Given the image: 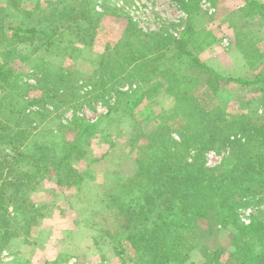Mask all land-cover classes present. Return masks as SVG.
<instances>
[{"label": "rangeland", "instance_id": "1", "mask_svg": "<svg viewBox=\"0 0 264 264\" xmlns=\"http://www.w3.org/2000/svg\"><path fill=\"white\" fill-rule=\"evenodd\" d=\"M8 1L0 0V7ZM37 1L42 5L36 7ZM96 1L97 9L103 11L106 6L108 13L99 21L94 39L83 43L71 45L73 37L65 34L58 38V46L37 50L29 42L19 44V37L0 31V61L8 49L18 47L22 52L11 57L16 72L13 87L0 85V141L3 140L0 155L13 149L7 142L6 126H12L15 132L26 131L16 142L36 155L44 148L49 155L61 154L65 141L71 139L69 148L72 143L81 147L73 163L84 174L80 184L69 188L50 177L54 172L38 173L28 195L34 204L32 226L29 232L18 227L19 235L5 242L0 249V264H131L124 262L115 249L120 235L117 211L109 202L112 199L109 193L117 187H105L135 175L140 165L141 131L167 132L164 127L168 121L163 119L168 111L177 107L183 112L178 96L172 93L176 88L186 89L192 84L190 95H195L209 85L212 72L227 78L253 79L260 71L259 58L251 64L240 48L246 49L247 42L253 40L260 49L257 56L264 51V14L251 0ZM70 3L64 0L62 5ZM59 5L54 0H22L17 10L14 6L3 10L1 15L7 12L3 19L7 25L21 26L47 18ZM21 9L35 14L28 17ZM135 28L148 34L159 32L156 38L152 37L153 42L164 43L168 36L183 41V45L168 41L163 53L157 55L155 66L165 72L163 75L149 73L150 65L136 68L130 63L132 49L120 42L123 38L133 40ZM154 47L155 51L160 49L157 44ZM192 57L205 68L193 66ZM194 78L197 82H188ZM155 84L157 90L153 92L151 87ZM219 86V100L238 116L246 111L249 98L255 103L261 95L257 84L239 87L234 81L221 80ZM10 91L16 97L2 101ZM123 92L134 94L130 98ZM135 98L137 104L129 105ZM252 107L247 110L253 119L256 108L262 107L255 104ZM12 108L14 111L4 113ZM184 109L188 112L190 106ZM108 111L112 112L105 117ZM81 122L95 125L85 130L75 124ZM173 123L172 135L176 136V129L183 125ZM259 149L255 145V150ZM205 157L211 168H232L236 163L229 146L210 150ZM95 158L98 159L93 161ZM13 211L10 206L8 214ZM239 217L246 225L257 221L264 225V196L252 197L249 206L240 209ZM230 234L227 226H218L191 249L183 264H202L210 252L221 251L230 241ZM231 249L227 248L224 256Z\"/></svg>", "mask_w": 264, "mask_h": 264}, {"label": "trees", "instance_id": "2", "mask_svg": "<svg viewBox=\"0 0 264 264\" xmlns=\"http://www.w3.org/2000/svg\"><path fill=\"white\" fill-rule=\"evenodd\" d=\"M54 1L60 5L54 7L47 18L21 26L7 25V21H3L8 16L7 12L1 15L3 10L14 6L13 9L17 10L22 3V0L8 1L6 6L0 7V31L4 30L10 36L19 37V44L29 42L37 50H49L58 46V38L65 34L73 37L71 45L76 42L83 43L89 38L94 39L99 21L108 13H105L108 11L106 6L103 11L97 9L99 2L96 0H68L70 5H62L64 0ZM252 3L264 14V3L251 0ZM40 5L42 3L37 1L36 7ZM21 10L28 17L36 12L35 8V12ZM130 21L132 23V19ZM134 31L136 32L133 40L123 38L120 42L132 49L130 55L133 59L130 63L136 68L150 65L152 68L148 69L149 73L163 75L165 72L156 67L157 55L163 53L168 41L179 45H183V41L168 36L164 43L153 42L152 37L156 38L160 35L159 32L148 34L139 28ZM153 44L159 45L160 49L155 51ZM247 44L245 48L249 51L240 44L239 46L248 62L253 64L258 58L261 61L256 78H227L212 72L213 78L208 80L209 85L200 93L190 95L194 88L192 84L186 89L176 88L172 93L178 96L183 112L177 107L173 112L171 109L168 111V116L163 119L168 121V125L164 127L167 129L166 133L142 130L139 141L140 165L135 175L126 180L118 179L119 181L111 182V185L105 187H117L115 192L110 191L112 199L109 202L117 211V234L119 233L120 240L116 242L115 249L124 262L183 264L188 260L191 249L200 240L211 235L218 226L225 225L231 231L230 241L220 248L221 251L210 252L202 264H264L263 222H251L246 225L241 223L239 217L240 209L249 206L252 197L264 196V113L259 114L264 112V51L257 56L260 49L256 43L249 40ZM8 50L3 53L4 60L0 61V85L13 87L12 80L16 72L12 56L22 52L18 47ZM190 59L193 66L204 67L198 59ZM119 63L120 61H117V64ZM63 78V75L59 77L60 80ZM221 80L234 81L239 87L260 85V98L256 99L255 103L249 98L245 103L246 113L235 115L226 107L227 104L219 100ZM194 81L197 82V79H189L188 82ZM157 85L151 87L153 92H156ZM17 88L16 85V90ZM13 92L5 94L2 101L10 97L15 98L16 93ZM123 93L130 98L134 94ZM137 100L138 98L130 100L129 105H136ZM254 104L260 105L263 111L260 107L256 108L252 119L247 107L252 109ZM188 105L190 110L187 112L184 108ZM9 110L4 113L7 115L14 111V108ZM111 112L108 111L105 117ZM23 113L27 116L30 114L25 110ZM180 114L184 115L185 119ZM172 121L173 124L183 125L182 128L176 129V136L172 135ZM259 121L261 123H258ZM75 124L85 130L95 125L87 122ZM6 127L7 142L13 149L0 155L1 251L5 242L19 235L18 227L26 228L29 232L32 226L30 219L33 217L34 204L28 195L40 171L48 174L54 172L50 177L54 178L58 185L63 187L66 184L69 188L76 186L73 184H80L84 175L73 163L75 153L81 152L77 143H72L69 148L68 144L73 140L65 141L61 154L49 155L44 148L36 155L26 152L22 149V144L16 142V138L22 137L26 131L15 132L12 126ZM0 143H3V140ZM254 144L260 149L255 150ZM228 146L236 160L232 168L208 167L205 154L210 150L219 151ZM10 206L14 210L12 215L8 214ZM125 241L128 242L126 246ZM229 247L232 249L224 256Z\"/></svg>", "mask_w": 264, "mask_h": 264}]
</instances>
